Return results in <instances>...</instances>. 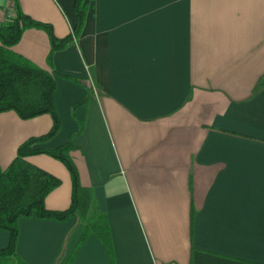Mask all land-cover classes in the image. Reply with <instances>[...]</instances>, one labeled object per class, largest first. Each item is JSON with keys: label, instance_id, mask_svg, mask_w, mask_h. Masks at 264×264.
<instances>
[{"label": "crops", "instance_id": "crops-1", "mask_svg": "<svg viewBox=\"0 0 264 264\" xmlns=\"http://www.w3.org/2000/svg\"><path fill=\"white\" fill-rule=\"evenodd\" d=\"M17 1L0 0V25L20 11L51 25L59 40L72 34L76 0ZM84 5L81 36L51 62L42 30L25 29L12 52L56 74L60 131L36 149L73 139L80 185L92 192L110 241L91 234L78 247L77 217L24 218L18 257L25 264H65L73 254L71 264H264V0ZM52 120L0 114L1 169L26 141L48 134ZM27 161L62 180L46 208L68 210L73 189L64 164L46 154ZM9 242L0 230V250Z\"/></svg>", "mask_w": 264, "mask_h": 264}, {"label": "trees", "instance_id": "trees-1", "mask_svg": "<svg viewBox=\"0 0 264 264\" xmlns=\"http://www.w3.org/2000/svg\"><path fill=\"white\" fill-rule=\"evenodd\" d=\"M15 1L18 6V1ZM84 4L85 0H76L73 34L63 40L55 37L51 25L38 22L20 11L0 25V114L15 112L23 120L43 115H50L53 119V127L48 134L26 141L19 148L14 162L6 170L0 167V230L10 234L9 245L0 250V264H25L17 255L19 221L24 218L37 217L66 222L77 217L82 224L78 247L91 234L103 237L108 244L110 241L109 228L105 218L95 210L92 192L80 185L78 170L71 157L73 139L55 150L36 149L37 145L51 140L60 131V119L55 107L56 74L47 72L12 52V48L21 41L25 29L42 30L51 40V62L55 52L66 49L81 36L87 16ZM86 103L87 99L75 107ZM83 128L84 126L81 131ZM40 154L53 157L69 170L73 181V199L68 210L51 211L46 208V199L62 185V181L27 161L29 157ZM74 257L73 254L65 264H71Z\"/></svg>", "mask_w": 264, "mask_h": 264}, {"label": "rangeland", "instance_id": "rangeland-1", "mask_svg": "<svg viewBox=\"0 0 264 264\" xmlns=\"http://www.w3.org/2000/svg\"><path fill=\"white\" fill-rule=\"evenodd\" d=\"M51 119H52V117L50 116V115H48ZM53 121V120H52ZM65 169H66V171H67V173H68V176H69V183H70V186H72V189H73V181H72V177H71V174H70V172H69V170L66 168V166L65 165H62ZM62 181V180H61ZM71 183H72V185H71ZM66 185V182H64V186Z\"/></svg>", "mask_w": 264, "mask_h": 264}, {"label": "built area", "instance_id": "built-area-1", "mask_svg": "<svg viewBox=\"0 0 264 264\" xmlns=\"http://www.w3.org/2000/svg\"><path fill=\"white\" fill-rule=\"evenodd\" d=\"M72 34H73V32H72Z\"/></svg>", "mask_w": 264, "mask_h": 264}]
</instances>
